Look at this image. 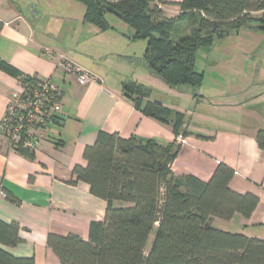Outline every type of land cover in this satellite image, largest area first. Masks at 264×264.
<instances>
[{
  "label": "crops",
  "instance_id": "1",
  "mask_svg": "<svg viewBox=\"0 0 264 264\" xmlns=\"http://www.w3.org/2000/svg\"><path fill=\"white\" fill-rule=\"evenodd\" d=\"M71 2L0 0V62L24 75L50 79L62 93L61 113L43 132L31 157L11 149L0 134V219L18 223L22 237L8 250L16 256H31L35 264H58L46 244L47 235L74 233L86 238L89 222L103 218L105 201L93 196L85 182L74 181L73 174L74 165L85 164L83 150L100 130L153 138L162 144L174 140L179 149L171 168L177 175L206 181L218 164H226L233 169L230 187L256 194L259 202L248 218H212L211 225L264 239V150L255 140L256 132L264 129V62H247L250 49L235 65L210 61L213 69L227 75V82L220 74L205 82L203 72L198 90L172 87L149 72L143 60L146 41L132 39L134 32L127 24L107 14L109 28L100 30L84 20V8ZM180 2L163 0L160 7L165 16L172 17L178 14ZM32 3L39 8L38 17L30 14ZM68 16L80 23L76 36L68 35L59 23ZM62 60L88 70L92 78L79 85L60 65ZM150 79L157 82L152 84ZM127 81L147 84L150 90L173 91L172 97L178 94L174 103L153 94L149 98L184 113L187 143L175 139L169 124L134 107L123 95ZM19 83L18 77L0 68V120L8 95Z\"/></svg>",
  "mask_w": 264,
  "mask_h": 264
},
{
  "label": "trees",
  "instance_id": "2",
  "mask_svg": "<svg viewBox=\"0 0 264 264\" xmlns=\"http://www.w3.org/2000/svg\"><path fill=\"white\" fill-rule=\"evenodd\" d=\"M75 1L84 6V20L100 30L109 28L107 14L127 24L132 39L146 41L143 60L149 72L172 87L198 90L204 74L195 69L196 51L209 45L216 32H264V0H181L172 17L161 9L163 0ZM0 68L20 83L38 79L4 61ZM123 85L135 108L169 124L175 139L186 134L183 112L151 100L142 83ZM255 140L264 150V129ZM178 149L174 140L162 144L100 130L83 150L85 164L74 165L73 174L74 181L85 182L93 196L105 201L104 216L89 222L86 238L47 235L58 264H264V239L211 225L214 217L248 218L258 196L234 191L229 185L233 169L224 163L206 181L175 174L171 164ZM18 151L33 155L28 149ZM20 229L18 223L0 219V264H35L31 256L8 250L22 241Z\"/></svg>",
  "mask_w": 264,
  "mask_h": 264
},
{
  "label": "built area",
  "instance_id": "3",
  "mask_svg": "<svg viewBox=\"0 0 264 264\" xmlns=\"http://www.w3.org/2000/svg\"><path fill=\"white\" fill-rule=\"evenodd\" d=\"M60 65L79 85H84L92 74L69 60ZM61 90L50 79H33L19 83V88L10 93L0 120V134L13 150L34 151L43 132L53 124L62 110ZM180 144L187 143L186 137H176Z\"/></svg>",
  "mask_w": 264,
  "mask_h": 264
},
{
  "label": "rangeland",
  "instance_id": "4",
  "mask_svg": "<svg viewBox=\"0 0 264 264\" xmlns=\"http://www.w3.org/2000/svg\"><path fill=\"white\" fill-rule=\"evenodd\" d=\"M70 1H73L71 3H76V5H79L78 7H80L81 10L84 8L83 5L79 2L74 0H70ZM75 9L77 11V8ZM26 10L28 11V9ZM59 23H61V25L65 28V31L68 33V35L76 36L78 31L80 30V23L75 19H72V17L68 16L65 21ZM256 31L255 30H251L249 32L231 31L229 34L223 35L222 37H218L217 34L215 33L213 36V40L209 45H204L199 47L198 50L196 51V56H195V69L197 71L204 72L206 76L205 82L216 74H220V78L223 79L227 76L225 73H222L221 75L220 69H213L210 66V61L220 63L219 65H221V63L223 64L226 62L233 61L235 65L236 62L243 61V59L246 58L245 53L247 52V50L252 49L253 51L251 53L252 55L248 56L247 62L249 61H252V63L257 61L264 62V32L261 31L256 32ZM172 36L176 38L177 34L173 32ZM250 65H251L250 63L246 64V66L249 67ZM249 67H247L246 69L248 70ZM127 71H132V69L128 67ZM237 71L241 74L242 67L240 69H237ZM136 75H138V73H136ZM225 81L227 82L226 78ZM156 82L157 81H152V79H150V83L154 84ZM146 85L147 84H145V86ZM209 92H213V91L209 90ZM171 93H173V91H169L167 89L158 90L157 87L155 88V90L151 88L149 92V94H153V97H160V99L165 100V102L174 103V98L177 97L178 94L176 93V95L172 97ZM196 119H198V117H196L194 121H196ZM213 219L214 220L212 221H223V219L221 220L220 218H216V217H214ZM151 239L152 236L150 237L149 242L145 247V253H147L149 249Z\"/></svg>",
  "mask_w": 264,
  "mask_h": 264
},
{
  "label": "water",
  "instance_id": "5",
  "mask_svg": "<svg viewBox=\"0 0 264 264\" xmlns=\"http://www.w3.org/2000/svg\"><path fill=\"white\" fill-rule=\"evenodd\" d=\"M29 11H30V14L33 16V17H38L39 16V8L37 7V5L35 3H32L30 6H29ZM229 31H225V32H216L217 36L218 37H222L224 34H228ZM123 95L130 99L131 101H133V97L126 91L123 92Z\"/></svg>",
  "mask_w": 264,
  "mask_h": 264
}]
</instances>
